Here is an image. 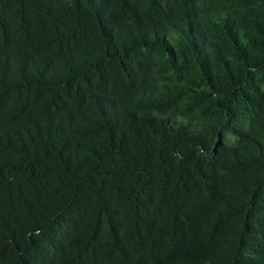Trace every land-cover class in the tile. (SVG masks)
I'll return each instance as SVG.
<instances>
[{
	"label": "trees",
	"instance_id": "16d2710c",
	"mask_svg": "<svg viewBox=\"0 0 264 264\" xmlns=\"http://www.w3.org/2000/svg\"><path fill=\"white\" fill-rule=\"evenodd\" d=\"M0 264H264V0H0Z\"/></svg>",
	"mask_w": 264,
	"mask_h": 264
}]
</instances>
